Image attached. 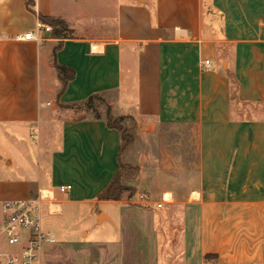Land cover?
Masks as SVG:
<instances>
[{
	"label": "crops",
	"instance_id": "obj_1",
	"mask_svg": "<svg viewBox=\"0 0 264 264\" xmlns=\"http://www.w3.org/2000/svg\"><path fill=\"white\" fill-rule=\"evenodd\" d=\"M43 17L67 38L16 39ZM93 95L137 123L149 202L100 198L123 138ZM0 135V224L41 198V264H264V0H0Z\"/></svg>",
	"mask_w": 264,
	"mask_h": 264
},
{
	"label": "built area",
	"instance_id": "obj_2",
	"mask_svg": "<svg viewBox=\"0 0 264 264\" xmlns=\"http://www.w3.org/2000/svg\"><path fill=\"white\" fill-rule=\"evenodd\" d=\"M53 28L43 22L36 25L35 30L16 36L17 40H29L42 43L44 34ZM205 69L211 68V61L205 60ZM72 188L71 185L61 186V192ZM143 201L149 202L147 193L141 194ZM162 203H158L161 207ZM3 221L0 224V238H4L10 246H18L14 252H0V261L4 264H41V252L44 244L55 243L51 233L43 230L41 216V198L25 200H7L2 205Z\"/></svg>",
	"mask_w": 264,
	"mask_h": 264
},
{
	"label": "rangeland",
	"instance_id": "obj_3",
	"mask_svg": "<svg viewBox=\"0 0 264 264\" xmlns=\"http://www.w3.org/2000/svg\"><path fill=\"white\" fill-rule=\"evenodd\" d=\"M92 107H93L92 110H96L97 112L106 113L107 111V103L105 99L103 98L94 99L92 102ZM86 108L88 107L86 106ZM122 128L125 130V136L127 139L123 145L122 156H121V163L123 165V167L121 168L122 183L126 186H129L128 183H131L130 180H132L139 171L138 165H134L131 163L133 160H135V156H134L135 152H136L137 157H139L138 148H137V146L139 145L138 144L139 143L138 126H137V123L135 124L131 120L125 119L122 121ZM165 131H162V132L159 131V132L162 134ZM165 133H168V136L166 139L167 144L173 145L175 154L176 153L178 154V144H179L178 131L170 132V130H168ZM0 138H1V135H0ZM142 145L144 146L145 150H147V144L145 142H142ZM156 151H157V148H156ZM174 167L175 169H178L177 168L178 165H175ZM142 190L138 191L137 189H135L134 194L131 197V201H137V202H139V200L143 201L140 195L144 193L148 194V192L142 191ZM130 193H131L130 191L125 192L123 199L129 200ZM153 196H155V198L157 199V195H153ZM100 219H103V217H100ZM85 259L91 260L90 264H97L99 262V248H95L91 250V255L85 257ZM87 260L82 262V264H88ZM0 264H4V263L0 262Z\"/></svg>",
	"mask_w": 264,
	"mask_h": 264
},
{
	"label": "trees",
	"instance_id": "obj_4",
	"mask_svg": "<svg viewBox=\"0 0 264 264\" xmlns=\"http://www.w3.org/2000/svg\"><path fill=\"white\" fill-rule=\"evenodd\" d=\"M42 19H43V22H46L52 26L53 28L52 32H53L54 37L67 38L69 30L64 21L60 19L49 18V17L48 18L43 17ZM57 69L59 72V76L61 77V80L63 81L64 85H66L67 82L73 79L75 76L74 71L66 67L57 65ZM96 98H102V97L99 95H93L85 101L84 105L87 106L89 109H93L92 102ZM93 112L95 113L96 116H100L99 115L100 112H97L96 110H93ZM106 115H107L109 126L113 128H117L121 131L122 138H123V145H124L127 139L125 136V130L122 128V121L125 119H129L135 123L134 119L129 116L114 117L112 115L111 108L108 105H107ZM122 167L123 165L121 163V168ZM127 191L131 192L129 196V198H131L132 195L134 194L135 189L133 187L126 186L122 183V173L119 172L117 176L113 179L109 187L100 195V198L104 200H122L124 197V193Z\"/></svg>",
	"mask_w": 264,
	"mask_h": 264
},
{
	"label": "bare ground",
	"instance_id": "obj_5",
	"mask_svg": "<svg viewBox=\"0 0 264 264\" xmlns=\"http://www.w3.org/2000/svg\"><path fill=\"white\" fill-rule=\"evenodd\" d=\"M164 197H165V199H170L172 196H171V194L166 193V194L164 195Z\"/></svg>",
	"mask_w": 264,
	"mask_h": 264
}]
</instances>
